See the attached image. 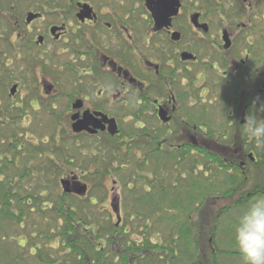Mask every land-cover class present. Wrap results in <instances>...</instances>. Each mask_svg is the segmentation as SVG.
<instances>
[{
	"label": "flooded vegetation",
	"instance_id": "af4514ba",
	"mask_svg": "<svg viewBox=\"0 0 264 264\" xmlns=\"http://www.w3.org/2000/svg\"><path fill=\"white\" fill-rule=\"evenodd\" d=\"M261 102L264 0H0V161L7 175L29 171L24 185H41L46 154L47 170H70L57 184L87 193L73 165L86 170L96 154L126 169L145 162L153 200L197 204L205 169L221 159L209 200L253 202L264 179L245 118ZM84 118L93 132H74ZM60 132L77 151L66 165Z\"/></svg>",
	"mask_w": 264,
	"mask_h": 264
},
{
	"label": "trees",
	"instance_id": "16d2710c",
	"mask_svg": "<svg viewBox=\"0 0 264 264\" xmlns=\"http://www.w3.org/2000/svg\"><path fill=\"white\" fill-rule=\"evenodd\" d=\"M258 106L252 107L250 114L264 116V113L257 112ZM229 140V138L226 139L224 143L227 144ZM243 141V136L235 135L234 146L243 147ZM58 144L62 148L64 147L63 143ZM250 148L258 158L252 167H259V170H263L261 177L264 179V150L257 149L253 141H250ZM63 153V151L59 152V160L67 163L68 157ZM210 157L211 154H203L204 165L210 163L208 161ZM93 158L90 159L91 164L95 163ZM96 159L98 160V157ZM42 160L45 161L43 173L45 171L53 173L54 170L46 169V166L51 165L52 160L46 154L42 156ZM213 162H217L218 165L215 164L213 168L205 169V171L211 170L212 172L208 177H203V200L201 202L195 204L194 202L171 200L166 208V206H162V201L153 200L150 193L143 189V196L139 199L144 202L143 213L128 214V218H124V220L122 218L123 223L120 224V217L117 215V221L113 223L102 212H95V210H93L95 213L90 212V199L84 201L81 199L87 194L86 191V194L71 196L57 184L61 188V193L55 196L43 182H41L40 188L32 191L31 188L24 186V183L31 180L29 171L14 170L7 175L4 173V167L9 162L6 159L0 161V222L4 221L9 225V228L18 227L24 236L23 247L18 254L16 253L17 256L7 260L6 257L10 256V252L0 249V260H5L6 264H19L22 262V258L25 259L24 256L31 253L32 257L36 258L37 264H221L222 258L230 259V257H237L236 255L241 257L239 251L233 250L236 244L230 247L231 250L226 246L222 249L215 248L211 242H208L211 247L209 251L201 247V235L199 236L201 211L208 209L209 205L213 206L219 203L209 200L211 198L209 196L213 195L209 190L210 181L219 179L220 174L223 173L222 170H219L221 159ZM143 164L146 166L143 162L140 163L139 168ZM109 166L107 170H99L97 161L96 171L95 169H86L80 172L74 171V173L79 174L83 180L93 183L98 181L99 184L100 177L112 175L119 168L113 163H110ZM39 172V170L36 171L37 174ZM58 172L55 174L59 177L60 171L58 170ZM102 174L103 176H101ZM140 178L148 177L144 173V176ZM125 182L130 184L128 180ZM232 182L235 183L233 179ZM159 189L162 190V188ZM173 189L174 187H171V190ZM252 191V196H256L255 199L264 196V190L252 188ZM104 197L105 194L101 196V200ZM252 200L246 199L244 202L231 203L224 209L217 208L209 229L211 238L217 235L218 225L222 219L227 217V221L230 220L231 224L236 218L233 217L232 212L237 210L244 212ZM196 205L198 208L195 207ZM200 206L201 211L198 210ZM88 214H90L89 217ZM195 216L199 217L198 221L197 218L194 219ZM30 222H32L31 226L34 232H28L30 230L26 229ZM154 222H158L162 226L166 232L165 235L163 232H159L157 227L154 230ZM44 224L47 227L46 231L39 229ZM235 224L234 221L231 225L226 223V228L222 231L224 235L233 234ZM133 237L140 239L135 240ZM40 240H47L48 245L40 244ZM228 241H232V239ZM229 243L231 244V242Z\"/></svg>",
	"mask_w": 264,
	"mask_h": 264
},
{
	"label": "rangeland",
	"instance_id": "374dc122",
	"mask_svg": "<svg viewBox=\"0 0 264 264\" xmlns=\"http://www.w3.org/2000/svg\"><path fill=\"white\" fill-rule=\"evenodd\" d=\"M63 127H66V125L62 124ZM48 128H44V130L42 129V131H44L42 133L43 135V140H47L49 142V145H43L42 149L45 150L46 152L48 151V149L52 146L53 144V140L51 139V137L54 135L53 132V128L52 125ZM65 131V130H64ZM60 136V143H63L64 146L66 148H62L61 146H58V151H57V155L59 154L60 151H63L64 155L66 157L69 158V160H73V158L76 157L77 151H75L73 148H69V146L67 145V141H68V133L64 134L62 132H60L58 134ZM71 141V139H70ZM47 147V148H46ZM46 148V149H45ZM86 149V148H85ZM84 149V150H85ZM54 150V148H53ZM49 158V156H47ZM94 157L93 159H95V163H92L93 165H91V167H88V169H93V167L95 168V171L97 170L96 164L98 161V166H99V170H107L110 166V163H113L114 166H117V163L113 162V161H109L108 159H106V161H103V157L100 155H91V158ZM96 157H98V160L96 159ZM118 159V158H116ZM58 160H59V156H58ZM74 161V160H73ZM45 161H39L37 164V168L40 171V174L38 175V178L41 180V182H43L45 184V186H47V188L49 189V191L51 192V194L53 195H57L61 193V188L57 183L55 182L56 178H60L57 176L56 173H59L58 170L60 171V175L62 174H66L68 173L70 170L67 169V167H65L66 169L62 168L61 166L59 168H56L54 170L53 173H51L50 171L47 172L45 171V173H43L45 165H44ZM109 162V163H108ZM60 164H65L66 165V161H60ZM50 165V163H49ZM119 168L116 169V172H114V174L112 173V175H104L103 174L100 177L101 181L98 184V181H95V185L93 182L91 181H87L88 182V191L87 194L81 198L82 201L86 200V199H90L89 200V205H91V210L89 209L90 212L95 213V212H102L103 214H105L106 216H108L110 218V221L115 223L117 221L116 219V212L118 213V216L120 217V221L119 223H123L122 218L124 220V218H128V214H134V212L142 214V209L143 207V203L139 201L140 197L143 196V189L148 192V186H147V182L148 178H140L141 176H144V173H146V176L148 177V167L145 166L144 164L141 166V168H136L135 167V163L130 164L129 167L126 169L124 166H117ZM106 168V169H105ZM73 169L77 172H80V169H78L77 165H73ZM43 173V174H42ZM55 174V175H54ZM137 174V176H136ZM252 176H255V173L252 174ZM257 176V175H256ZM103 178V179H102ZM138 179V184H132V180ZM258 178V176H257ZM130 182V184H126L125 181ZM171 180L173 181V174L171 177ZM120 183V184H119ZM28 184H32V185H24L27 186L29 188L32 189V191H34L36 188H40L39 183H37L36 185H34V183H28ZM42 186V185H41ZM99 186V188H98ZM46 188V187H43ZM47 189V190H48ZM104 190V191H103ZM105 194V197L101 200V196H103ZM57 198V197H56ZM152 203V201H151ZM170 201H162L161 204L162 206H166V208H168ZM152 205L154 206V204L152 203ZM225 205V203H218L217 205H209L208 209H205L204 211H201L202 217L200 219V230H199V236L201 235V247L202 249H206L207 251H209L210 247V242L212 243V245L215 248H220L222 249L224 246L229 247L228 249H230L231 246H233L235 243V239H234V234H229V235H224V233L222 231L225 230V224H233V221L236 223L238 217L243 213L242 210H237V211H233L232 215L233 217H236L235 219H233V221L230 224V220L227 221V217L222 219L219 222L218 225V233L215 237L211 238V234H210V227H211V223L213 221V217H214V211L220 207V206ZM146 208V207H145ZM93 210H95V212H93ZM88 217L90 216V214L87 215ZM153 218V216H152ZM199 217H196L194 219ZM40 221V220H38ZM1 223V230H0V249L1 250H7L10 252V256L8 255L6 257L7 260H11V257L14 258L16 257V253L18 254L20 249L23 247V243H24V236L21 234L22 230H19L18 227L12 226L9 228V225L6 224L4 221L0 222ZM32 222H30V225L26 226V229L28 228V232H34V230L32 229L31 226ZM159 229V232H163V235L166 234V232L163 230L162 226H160V224L157 222H154V230ZM40 230L46 231L47 227L46 225H42L41 228L39 227ZM7 232V233H6ZM223 233V234H221ZM133 239L138 240L140 239L139 237H133ZM154 240V238H152ZM224 239V241H223ZM232 239V241H228ZM203 240V243H202ZM231 242V244L229 243ZM41 243H45V245H48L47 240H40V244ZM228 243V244H227ZM44 245V244H43ZM229 245V246H228ZM41 250V249H40ZM231 250V249H230ZM235 250V252L238 251L237 246L233 249ZM41 252L44 253L43 250H41ZM42 253V254H43ZM21 254V252H20ZM16 255V256H15ZM36 256V254H35ZM237 257H233L230 259H226V258H222L221 264H244V261L242 259V257H240L239 255H236ZM1 257V254H0ZM25 259H21L22 262H19L18 260H16L17 262H19V264H26L28 261V264H37L38 262L35 260L36 258L32 257L31 253H28L26 256H24ZM13 261V259H12ZM12 261H9L10 263H13ZM7 262L5 260H0V264H6Z\"/></svg>",
	"mask_w": 264,
	"mask_h": 264
},
{
	"label": "clouds",
	"instance_id": "9594fccd",
	"mask_svg": "<svg viewBox=\"0 0 264 264\" xmlns=\"http://www.w3.org/2000/svg\"><path fill=\"white\" fill-rule=\"evenodd\" d=\"M257 112L264 113V102ZM245 131L255 147L264 150V116H246ZM234 239L244 264H264V196L251 202L238 217Z\"/></svg>",
	"mask_w": 264,
	"mask_h": 264
},
{
	"label": "water",
	"instance_id": "95a60500",
	"mask_svg": "<svg viewBox=\"0 0 264 264\" xmlns=\"http://www.w3.org/2000/svg\"><path fill=\"white\" fill-rule=\"evenodd\" d=\"M89 123H90V122H88V118H84L83 120L74 123V124L72 125V130H73L74 132H80V131H82V130H87V131H89V132H93L92 130H88ZM115 127H116L115 124H113V123H109V131H110L111 133H116V131L114 132V130H112V129H115ZM68 185H69V183H68L67 181H64V180L61 181V186H62V189H63V191H64L65 193H71V192H74V193H76V194H78V195H82V194H84L85 191H86V187H85V186H83V187H81V188H79V189L71 190V189L68 187Z\"/></svg>",
	"mask_w": 264,
	"mask_h": 264
}]
</instances>
